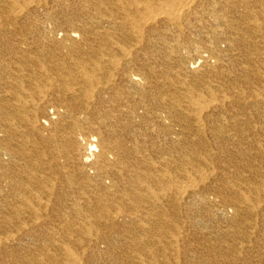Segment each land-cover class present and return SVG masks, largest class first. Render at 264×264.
<instances>
[{"label":"bare ground","instance_id":"bare-ground-1","mask_svg":"<svg viewBox=\"0 0 264 264\" xmlns=\"http://www.w3.org/2000/svg\"><path fill=\"white\" fill-rule=\"evenodd\" d=\"M0 264H264V0H0Z\"/></svg>","mask_w":264,"mask_h":264}]
</instances>
